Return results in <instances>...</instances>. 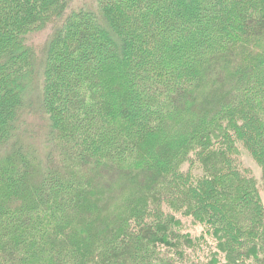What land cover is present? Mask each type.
<instances>
[{
    "label": "trees",
    "instance_id": "16d2710c",
    "mask_svg": "<svg viewBox=\"0 0 264 264\" xmlns=\"http://www.w3.org/2000/svg\"><path fill=\"white\" fill-rule=\"evenodd\" d=\"M76 1L0 0V264H264V0Z\"/></svg>",
    "mask_w": 264,
    "mask_h": 264
},
{
    "label": "rangeland",
    "instance_id": "374dc122",
    "mask_svg": "<svg viewBox=\"0 0 264 264\" xmlns=\"http://www.w3.org/2000/svg\"><path fill=\"white\" fill-rule=\"evenodd\" d=\"M82 6H88L89 8L94 9V0H77L76 1V7L77 9L82 7ZM50 34V31H46L43 34L34 37L33 42H34V47L36 48H41V46L46 42L48 36ZM245 162L248 166V168L251 170L253 176L257 179V181H261V170L256 166V164L250 159V157L246 154L245 155ZM262 197L264 201V192H262Z\"/></svg>",
    "mask_w": 264,
    "mask_h": 264
}]
</instances>
